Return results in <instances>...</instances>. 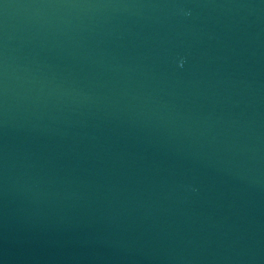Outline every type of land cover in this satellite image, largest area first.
I'll return each mask as SVG.
<instances>
[{"label":"water","instance_id":"water-1","mask_svg":"<svg viewBox=\"0 0 264 264\" xmlns=\"http://www.w3.org/2000/svg\"><path fill=\"white\" fill-rule=\"evenodd\" d=\"M0 264H264V0H0Z\"/></svg>","mask_w":264,"mask_h":264}]
</instances>
